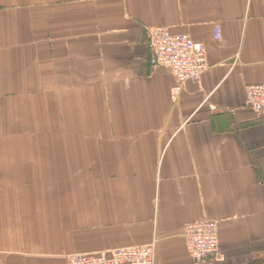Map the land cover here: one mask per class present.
Returning a JSON list of instances; mask_svg holds the SVG:
<instances>
[{
    "label": "crops",
    "instance_id": "0c3cea01",
    "mask_svg": "<svg viewBox=\"0 0 264 264\" xmlns=\"http://www.w3.org/2000/svg\"><path fill=\"white\" fill-rule=\"evenodd\" d=\"M148 26L202 42L201 78L174 93ZM256 84L264 0H0V264L148 244L155 264H264ZM201 220L219 252L198 262Z\"/></svg>",
    "mask_w": 264,
    "mask_h": 264
},
{
    "label": "built area",
    "instance_id": "2783aa9c",
    "mask_svg": "<svg viewBox=\"0 0 264 264\" xmlns=\"http://www.w3.org/2000/svg\"><path fill=\"white\" fill-rule=\"evenodd\" d=\"M152 50L151 65L167 68L175 77L174 93L180 92L187 80H198L208 69L205 45L187 34L174 35L167 27L152 26L147 29ZM215 39L221 40V27L215 26ZM247 105L264 117V84L247 87ZM183 236L189 255L195 261H206L219 252L218 222L201 220L184 226ZM67 264H155V246L136 245L120 247L95 254L73 253Z\"/></svg>",
    "mask_w": 264,
    "mask_h": 264
},
{
    "label": "rangeland",
    "instance_id": "374dc122",
    "mask_svg": "<svg viewBox=\"0 0 264 264\" xmlns=\"http://www.w3.org/2000/svg\"><path fill=\"white\" fill-rule=\"evenodd\" d=\"M149 27H152V26H148L147 29H148ZM164 27H165V26H164ZM168 29H169V28H168ZM148 245H149V244H148ZM135 246H136V245H135ZM154 246H155V245H154ZM115 249H116V248H115ZM112 250H113V249H112ZM109 251H110V250H109ZM106 252H107V251H106ZM97 253H102V252H97ZM70 254H73V253H70ZM78 254H84V255H85V254H95V253H78ZM68 255H69V254H68ZM68 255H67V256H68ZM217 255H218V254H217ZM67 256H66V264H67Z\"/></svg>",
    "mask_w": 264,
    "mask_h": 264
}]
</instances>
